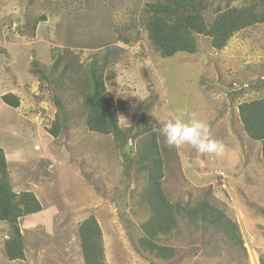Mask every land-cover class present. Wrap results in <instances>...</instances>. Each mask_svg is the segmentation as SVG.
<instances>
[{"label":"rangeland","instance_id":"rangeland-1","mask_svg":"<svg viewBox=\"0 0 264 264\" xmlns=\"http://www.w3.org/2000/svg\"><path fill=\"white\" fill-rule=\"evenodd\" d=\"M154 1L0 0V147L14 191L34 193L43 209L21 220L23 260L6 259L9 229L0 224V264H79L77 229L89 216L101 227L104 261L149 264L134 254L127 237L128 231L137 235L149 217L140 198L144 179L123 157L125 152L133 159L136 144L129 141L121 152L111 135L89 132L80 113L79 75L95 61L105 65L121 128L161 126L180 112L188 121L195 113L208 125L210 139L223 146L220 156L189 145L177 150L157 134L163 190L171 202L206 200L223 210L237 224L245 254L214 242L211 229L203 236L181 225L168 241L178 259L152 263L260 264L264 160L260 142L244 134L237 107L264 97V23L234 34L221 51L197 36L194 55L160 58L144 28V5ZM227 1L212 0L209 7L223 9ZM40 17L45 20L33 29ZM213 18L205 14L207 24ZM64 65L70 67L63 79L68 90L59 97L70 106V129L54 138L47 132L57 112L54 94L34 69L60 71ZM8 93L19 98L17 108L2 102Z\"/></svg>","mask_w":264,"mask_h":264},{"label":"trees","instance_id":"trees-1","mask_svg":"<svg viewBox=\"0 0 264 264\" xmlns=\"http://www.w3.org/2000/svg\"><path fill=\"white\" fill-rule=\"evenodd\" d=\"M211 1L155 0L144 5L147 38L160 58L177 54L194 55L197 36L208 38L211 48L221 51L234 34L264 23V0H244L241 6H230L231 0H228L223 9H210ZM209 11L214 14V18L207 24L205 14ZM44 20V17H40L33 29ZM104 67L105 65L101 66L95 61L88 64L85 73L79 75L80 113L89 132L111 135L116 149L121 152L128 147L129 141L136 144L134 158H127L125 152L123 157L127 166L132 164L136 174L144 179L140 198L149 217L139 225L137 235L127 232L134 254L149 264L154 261H176L179 251L168 241L179 233L181 225L190 233H200L203 236L206 230L211 229L216 233L214 242L218 239L224 245L245 254L239 228L223 210L206 200L185 206L168 200L163 190V166L157 133L152 131L153 124L137 123L128 128L119 126L115 100L106 86ZM69 70L68 65H64L60 71L56 67L52 70L34 69L40 80L50 85L54 94L53 102L57 112L54 121L47 128L49 135L54 138L70 129L67 119L70 106L66 102L62 103V98L59 97L68 90L63 79ZM261 80L259 82L264 86V79ZM1 100L11 108H17L20 103L19 98L10 93L3 95ZM237 111L244 134L250 140L260 142L261 157L264 160V97L239 103ZM42 210L34 193L14 191L5 153L0 147V224H5L9 229L8 238L3 243L8 262L24 259L21 220L36 216ZM100 228L94 216L87 217L78 226L77 237L83 264H106ZM259 261L264 264V257Z\"/></svg>","mask_w":264,"mask_h":264},{"label":"clouds","instance_id":"clouds-1","mask_svg":"<svg viewBox=\"0 0 264 264\" xmlns=\"http://www.w3.org/2000/svg\"><path fill=\"white\" fill-rule=\"evenodd\" d=\"M184 113L172 116L161 126L154 123L152 131L163 135L169 148L181 149L185 145L191 146L200 154L223 153V146L217 141L210 139L209 127L193 113L188 121L183 119Z\"/></svg>","mask_w":264,"mask_h":264},{"label":"crops","instance_id":"crops-1","mask_svg":"<svg viewBox=\"0 0 264 264\" xmlns=\"http://www.w3.org/2000/svg\"><path fill=\"white\" fill-rule=\"evenodd\" d=\"M102 239H103V237H102ZM103 241V240H102ZM104 254H105V258H106V252L104 251ZM133 257V256H132ZM131 257V258H132ZM126 260H128L127 258L124 260V261H126ZM109 261V262H108ZM124 261H122V262H124ZM105 263L106 264H115V263H118L117 261H114L111 257H110V260H106L105 261ZM79 264H83V262H82V255H80V258H79ZM128 264H129V262H128Z\"/></svg>","mask_w":264,"mask_h":264}]
</instances>
